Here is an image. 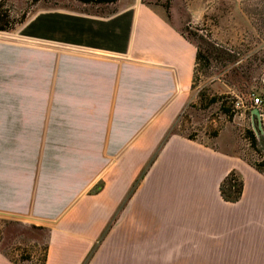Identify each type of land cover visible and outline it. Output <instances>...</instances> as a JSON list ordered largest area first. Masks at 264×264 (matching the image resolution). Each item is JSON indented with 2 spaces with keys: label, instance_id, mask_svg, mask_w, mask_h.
Returning a JSON list of instances; mask_svg holds the SVG:
<instances>
[{
  "label": "crops",
  "instance_id": "crops-1",
  "mask_svg": "<svg viewBox=\"0 0 264 264\" xmlns=\"http://www.w3.org/2000/svg\"><path fill=\"white\" fill-rule=\"evenodd\" d=\"M109 5L37 7L0 39V216L48 231L41 264H264V175L156 129L192 86L182 26L202 0ZM135 149L156 153L136 184L116 166ZM230 171L236 203L220 191ZM19 254L0 247V264H28Z\"/></svg>",
  "mask_w": 264,
  "mask_h": 264
},
{
  "label": "rangeland",
  "instance_id": "rangeland-1",
  "mask_svg": "<svg viewBox=\"0 0 264 264\" xmlns=\"http://www.w3.org/2000/svg\"><path fill=\"white\" fill-rule=\"evenodd\" d=\"M154 1L166 8L171 3V0ZM175 1L179 2L180 11L189 4V0ZM202 3L204 16L195 22L185 16L182 32L196 43L206 59L195 66L192 86L183 93L181 104L170 105L156 129L163 131L165 137L182 134L217 147L221 145L226 153L240 157L252 167L260 165L264 175V122L252 114L256 99L264 102V0H202ZM37 7L95 15L111 11L109 4L80 0H5L3 8L9 14L11 28L0 31V39L12 33ZM214 98L218 101L214 102ZM155 154L135 149L127 154L124 165L119 161L116 166L120 171L124 168L128 176L136 174V184ZM140 163L141 172L136 173ZM111 179L103 177L91 193ZM118 211L117 208L112 221L118 220ZM37 229L32 224L0 216V247L19 250V258L27 259L28 264H41L48 231Z\"/></svg>",
  "mask_w": 264,
  "mask_h": 264
},
{
  "label": "trees",
  "instance_id": "trees-1",
  "mask_svg": "<svg viewBox=\"0 0 264 264\" xmlns=\"http://www.w3.org/2000/svg\"><path fill=\"white\" fill-rule=\"evenodd\" d=\"M80 1L110 4L113 2L116 3L118 0H80ZM4 2L5 0H0V31H5L11 28V24L9 23L10 22L9 14L7 10L3 8ZM203 59H206L205 55L201 53V51L198 49L197 64ZM213 101L217 102L218 99L214 98ZM223 108L224 107L222 106L221 107L222 111H224V114H227V111H225ZM254 168L256 171L261 173L260 165H254ZM242 188H243L242 181L239 180V178L235 175L234 172L230 171L223 179V182L220 186L222 199L226 202L236 203L241 197Z\"/></svg>",
  "mask_w": 264,
  "mask_h": 264
},
{
  "label": "built area",
  "instance_id": "built-area-1",
  "mask_svg": "<svg viewBox=\"0 0 264 264\" xmlns=\"http://www.w3.org/2000/svg\"><path fill=\"white\" fill-rule=\"evenodd\" d=\"M255 104L256 107L253 109L252 114L253 116L256 115L259 121L264 122V102L256 99Z\"/></svg>",
  "mask_w": 264,
  "mask_h": 264
}]
</instances>
